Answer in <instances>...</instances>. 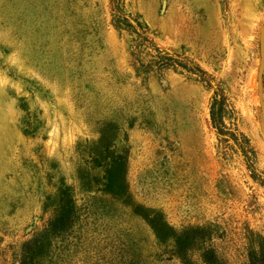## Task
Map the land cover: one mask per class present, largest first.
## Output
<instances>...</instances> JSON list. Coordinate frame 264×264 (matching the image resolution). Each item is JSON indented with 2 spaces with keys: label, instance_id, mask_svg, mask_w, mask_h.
<instances>
[{
  "label": "rangeland",
  "instance_id": "1",
  "mask_svg": "<svg viewBox=\"0 0 264 264\" xmlns=\"http://www.w3.org/2000/svg\"><path fill=\"white\" fill-rule=\"evenodd\" d=\"M263 23L264 0H0V264L33 236L29 264H264Z\"/></svg>",
  "mask_w": 264,
  "mask_h": 264
},
{
  "label": "trees",
  "instance_id": "2",
  "mask_svg": "<svg viewBox=\"0 0 264 264\" xmlns=\"http://www.w3.org/2000/svg\"><path fill=\"white\" fill-rule=\"evenodd\" d=\"M133 29H134V32L136 34V37L134 40L135 46H136L135 48H138V49H141V47L146 48L147 38L144 35H142L141 33L137 32V30H135V27H133ZM154 49L157 52H159L157 48L154 47ZM138 67H139V69H142V70L145 69V67L141 64H139ZM215 105H216V101L213 103V107L211 108V111H210L211 122H212L214 128L218 131V134L222 135V133H223V130H222L223 120L221 117V107L216 108ZM36 241H37V237L33 236L32 238H30L29 240H27L25 242L18 264H29L30 253H31L33 245ZM49 264H57V263L50 261Z\"/></svg>",
  "mask_w": 264,
  "mask_h": 264
},
{
  "label": "water",
  "instance_id": "3",
  "mask_svg": "<svg viewBox=\"0 0 264 264\" xmlns=\"http://www.w3.org/2000/svg\"><path fill=\"white\" fill-rule=\"evenodd\" d=\"M259 53H260V64L258 67V73L256 78V87L259 92V96H263V74H264V23L260 29L259 34ZM261 111L264 112V103L260 102Z\"/></svg>",
  "mask_w": 264,
  "mask_h": 264
}]
</instances>
